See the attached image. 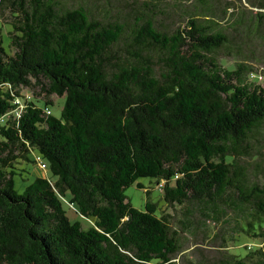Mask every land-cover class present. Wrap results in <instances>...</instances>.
I'll list each match as a JSON object with an SVG mask.
<instances>
[{"label": "trees", "instance_id": "1", "mask_svg": "<svg viewBox=\"0 0 264 264\" xmlns=\"http://www.w3.org/2000/svg\"><path fill=\"white\" fill-rule=\"evenodd\" d=\"M2 11L0 264H182L174 216L149 189L143 208L127 198L140 178L184 230L232 222L250 237L239 253L222 236L200 264H264V0H0ZM36 156L45 171L18 193Z\"/></svg>", "mask_w": 264, "mask_h": 264}, {"label": "rangeland", "instance_id": "2", "mask_svg": "<svg viewBox=\"0 0 264 264\" xmlns=\"http://www.w3.org/2000/svg\"><path fill=\"white\" fill-rule=\"evenodd\" d=\"M242 1L244 2V0ZM246 12L245 14L247 15L248 13ZM9 19L10 18L7 12L2 11L0 14V23L1 26L3 27V33H5L6 35H7V30L9 28L8 25ZM5 43H6V39H5ZM254 48H255L254 53H256V49H257V54L254 55L256 60H253L254 62L253 64L257 68L264 69V47L259 46V44H256L253 45V49ZM220 57L222 59H225L226 64H231L235 59V57H237V54H234V56H232L228 53H225L224 51L222 54H220ZM26 91L31 92V90H26ZM35 98L38 99V97ZM40 98H42V96H40ZM51 99L55 103V105L52 108L53 114L59 116L63 101L61 100V98L57 97L56 95H52ZM15 164L18 167L25 166L22 158L19 159V161H17ZM27 169H28L27 172H19L14 177L15 190L18 193H21L23 191L24 187L32 181L35 175H38V173H42L43 171H45V167L39 166L37 162L28 163ZM139 181L143 183L144 188L143 187L137 188L136 184H132L128 186L125 190L127 198L134 207L143 208L146 199L145 190L149 189L151 191L150 195L152 200L156 201L157 203L158 212L170 213L171 215L174 216L171 225L178 230V235L180 237V242L182 244V251L177 255V260L179 261V263L182 264L183 262L187 263L188 260H191L195 264H200L202 262L208 263L211 259H213L217 255L218 246L214 242H223V237L225 238V242H235L233 244L229 243L230 249L237 251L239 253H243L244 251L241 248L242 245L238 247L234 245L242 244L244 242H251L250 237L247 234L241 233L239 235L237 231L233 232V224H231L232 222L231 223L209 222L206 224L207 228L205 230H203L202 228H196V229L187 228L186 230H184L181 227V225H179V220L183 218L181 211L173 206H168L162 200L161 194L159 193V190L155 186L154 181L153 180L151 181L150 178H140ZM85 222L89 223V221H85ZM234 236H236L237 239H230V237L233 238Z\"/></svg>", "mask_w": 264, "mask_h": 264}, {"label": "built area", "instance_id": "3", "mask_svg": "<svg viewBox=\"0 0 264 264\" xmlns=\"http://www.w3.org/2000/svg\"><path fill=\"white\" fill-rule=\"evenodd\" d=\"M251 76H252V77H255V76H256V77H258L259 79L262 78V76H261V75H258V74H256L255 76H254V74H251ZM46 111L49 112V110H47V108H46ZM35 159H36L37 163L39 164V166H41V167H45V164L42 163V162L40 161V159H39L38 156H36ZM38 161H39V162H38Z\"/></svg>", "mask_w": 264, "mask_h": 264}]
</instances>
